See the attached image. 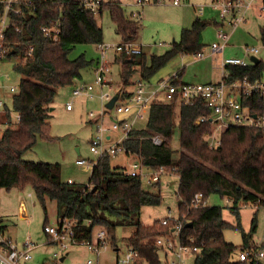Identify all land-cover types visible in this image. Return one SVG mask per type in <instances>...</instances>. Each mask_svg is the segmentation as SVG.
I'll return each mask as SVG.
<instances>
[{"label": "trees", "instance_id": "trees-1", "mask_svg": "<svg viewBox=\"0 0 264 264\" xmlns=\"http://www.w3.org/2000/svg\"><path fill=\"white\" fill-rule=\"evenodd\" d=\"M30 1L31 6L23 7L20 16H10L11 26L5 32L7 51L2 62L14 61L12 70L21 77L6 109L17 113L20 122L17 126L7 127L0 136V191L31 187L45 214L46 204L54 202L57 221L74 223L73 231L78 241L91 240L93 230L98 227L107 231L115 248L116 229L132 227L127 246L139 252L141 262L163 264L151 241L168 234L170 226H162L160 221L144 226L140 221L143 207H156L162 203L159 182L146 188L139 177L126 174L122 168L112 167L108 155L99 157L93 165L87 185L63 182L59 164L22 159L39 136L49 138V108L58 92L71 88L80 72L94 61L87 60L84 55L71 60V47L79 44L96 47L103 42L102 28L93 13L79 6L81 0ZM103 9L109 10L117 33L124 42L136 39L141 28L139 20L126 18L116 3L107 5L101 2L99 13ZM58 18L61 31L59 39L54 42L45 37L41 29L51 26ZM206 26L205 21L195 20L189 29L181 31L179 41L172 43L170 50L163 55L150 56L149 59L143 53L130 58L120 56L116 61L121 65L120 78L124 89L121 97L132 96L133 93L127 92L126 88L130 87L136 74L140 80L149 81L172 57L201 53L203 45L199 37ZM260 32L264 45V30ZM263 65L260 61L248 67H229L228 82L243 78L261 80ZM179 83L178 79L173 82L174 85ZM241 102L255 112L264 113L263 100L244 97ZM176 106L174 101L152 103L146 126L131 132V138L124 142V149L140 158L148 170L165 167L177 174V215L180 219L185 216V223H192V227L183 226L181 237L184 243L189 237L195 240L198 251L193 255L194 264H242L233 260L236 247L223 238L225 230L239 229V224L233 227L225 222L218 207L207 205L190 209L188 206L199 192L206 199L217 193L231 198L234 204L242 200L258 207L264 206V134L249 127H228L221 134V144L210 149L206 139L210 123L197 125L195 121L202 116L211 117V111L199 100L191 105L180 104V152L174 162L175 151L169 142L175 127ZM5 117L9 118L7 114ZM154 136L162 139L160 145L153 144L151 139ZM151 189H158L159 193ZM45 224H48L47 219ZM170 225L173 226L174 222L171 221ZM252 247L243 235L240 250Z\"/></svg>", "mask_w": 264, "mask_h": 264}, {"label": "rangeland", "instance_id": "rangeland-1", "mask_svg": "<svg viewBox=\"0 0 264 264\" xmlns=\"http://www.w3.org/2000/svg\"><path fill=\"white\" fill-rule=\"evenodd\" d=\"M138 0H101L103 4L116 3L124 11L126 18L132 20H139L143 28L139 31V36L135 39V43L142 47V53L147 59L154 55H163L170 50L172 39L179 41V35L172 36L173 25L177 22L178 16L183 17L184 11L182 7H199L205 6L210 3L204 0H190L189 4H183L182 7H174L167 0H163L161 4H146L144 8L137 5ZM258 7V8H257ZM260 4H255L248 12V20L246 23L239 25L234 31V36H231L229 42L230 47L226 50V55L230 52H236L237 55L242 56L241 48L244 46L254 47L259 49L257 58L264 64V45L261 41V32L264 30V9L259 10ZM260 12H258V11ZM209 11L208 9L205 10ZM199 17L200 14L195 11ZM141 16V21L138 19ZM138 16L137 18H135ZM95 19L103 31V44L109 46H117L124 43L118 35L116 26L112 21L108 9H103L101 13L95 15ZM213 39V40H212ZM215 39V28L212 25L205 27L200 33L199 41L203 45V52L208 54L209 44ZM160 45L158 47L157 45ZM208 45V46H207ZM241 47V48H240ZM95 45H74L71 47L69 58L75 59L79 56H86L87 60H93L98 57ZM93 56V57H92ZM92 59H89L91 58ZM120 56L111 53L112 64L110 66L109 79L113 85L121 83L120 67L118 61ZM217 56L205 58L202 61L193 63H182L179 55L172 57L167 64L161 68L155 76L151 79L166 78L168 74L176 73L183 66L185 72L182 76L185 79L201 78L211 74L214 69L212 62L216 63ZM231 58V57H230ZM237 58H243L237 57ZM114 59V61H113ZM214 61H213V60ZM212 60V62H211ZM116 61V62H115ZM118 63V64H115ZM14 61L6 60L0 63V78L1 92L6 91L9 96L8 102L12 95L7 91L9 87L14 86L16 89L20 80L19 74L15 73L12 68ZM264 66V65H263ZM87 69V68H86ZM80 72V76L76 82H80L84 78L85 72ZM94 75V73H93ZM94 80V78H93ZM264 82V70L262 79ZM93 82V81H92ZM185 82V81H183ZM130 87H128L129 89ZM104 92L109 90L104 89ZM112 94V92H110ZM67 103H71L73 111L68 112L65 108ZM54 108L53 110H50ZM99 109L98 100H88L87 98L72 97L71 88L61 89L52 106L49 108V124L50 129L49 138L39 136L36 143L23 154L22 159L30 162H43L59 164L61 166V178L67 181L68 178L72 179L78 185H87L93 165L99 159V155L90 152L89 144L93 134V127L89 123L88 114ZM150 107H146L141 113L137 121L136 127L143 129L146 126ZM109 118H114L113 112H109ZM3 122V119L1 120ZM178 119L174 116L175 127L170 140V146L175 151L173 161L178 160L179 148V124ZM108 123V121H107ZM1 131L4 130L2 126ZM0 131V132H1ZM1 136V135H0ZM78 160L86 161V165L79 166L76 164ZM92 162V164L89 163ZM110 163L112 165L125 166L130 169L128 160L122 154L118 157H111ZM160 195L162 203L159 206L151 207L146 206L140 211V221L144 226L153 224L157 219L162 217L177 216L179 201L177 198L178 190V177L174 174L171 176H164L160 179ZM147 188L146 185H144ZM30 191L33 194L31 199H26L27 193ZM152 192H158V189H151ZM0 221H4L7 227L11 228L13 232H18L20 240L25 242L30 240L34 244V251H31V259L24 264H42V262L55 259L57 247L53 244H46L47 238L44 233V221L48 220V224L54 225L56 223L55 217L57 213L56 205L54 202L46 204L47 212L44 213L41 205L37 201L34 192L30 187H25L23 190L18 188H11L10 191L0 192ZM23 199L27 206V221H20L17 214V203ZM207 205L218 207L221 209L222 219L229 225L236 227L238 224L239 229L228 228L223 232V238L226 243L236 247V252L233 253L234 259L237 257L239 250L243 247V235L248 239L249 246L252 248L264 249V206H255L253 203H245L239 200L236 204L231 201L229 204L227 198L221 197L217 193H212L207 198ZM235 210L236 213L235 214ZM133 233L132 227H118L115 231L116 248L110 247L103 251L97 258L91 254L84 246H74L65 254V261L60 262L56 258L58 264H84L87 260L95 261L96 264H116L118 253H123L127 248V240ZM14 237V236H13ZM13 239V238H12ZM14 239H17L14 237ZM12 240L15 243V240ZM64 254V255H65ZM60 258V257H59ZM264 263V261H263ZM185 264H194L193 255H188L185 258Z\"/></svg>", "mask_w": 264, "mask_h": 264}, {"label": "built area", "instance_id": "built-area-1", "mask_svg": "<svg viewBox=\"0 0 264 264\" xmlns=\"http://www.w3.org/2000/svg\"><path fill=\"white\" fill-rule=\"evenodd\" d=\"M190 0H168L172 6H181L189 4ZM264 0H212L208 5L195 7L196 11L202 15L207 8L217 13L220 21L215 34V41L210 44V53L221 52L227 45L232 32L247 20L249 10L260 4L259 10L264 9ZM30 0H0V63L7 51L5 42V32L11 26L10 16H20L23 7L31 6ZM161 4L163 0H138L137 5L142 7L146 4ZM101 0H81L80 7L97 15ZM258 8V7H257ZM138 17V16H136ZM61 18V17H60ZM60 18L49 27L42 28L43 35L52 41H57L60 34ZM15 22V21H13ZM98 54L96 66L94 68V80L91 83L75 82L71 86L72 97H84L88 100H98L99 109L91 111L89 123L93 127V135L90 141V152L99 155H108L115 157L119 154H132L124 149V142L131 138V132L134 130V123L141 116V112L152 103H171L191 105L196 101H201L210 111L211 117L202 116L195 123L200 125L209 122L210 132L206 136L210 149H216L221 144V134L228 127H249L259 130L264 134V113H258L245 106L242 98L256 97L264 101V82L262 80L250 81L247 78L228 82L229 67H248L254 65L250 60L251 56L257 57L258 48L244 46L243 58L231 57L222 60L220 65L221 80L214 84H184L174 85L173 82L178 79V74H172L167 79L158 82L155 87L146 92L142 81L136 82V89L130 98L120 99L115 102L112 110L106 109L107 102L113 94L109 91L104 92L105 86L110 82L108 74L112 64L111 53L130 58L142 54V47L132 42H124L121 45L109 46L98 44L96 46ZM31 50V49H30ZM204 53L195 55L196 58H202ZM114 61V59H113ZM1 76V72H0ZM10 95L16 93V88L11 86L7 90ZM6 99L0 97V128L4 130L11 126H17L20 122V116L6 109ZM66 110L72 109L71 103H67ZM109 112H113L114 118H109ZM7 114L8 117H5ZM122 116V118H121ZM3 119V122L1 121ZM108 121V123H107ZM3 130V131H4ZM1 131V130H0ZM0 132V135L2 132ZM117 133L118 137L111 144H107L108 137ZM154 145H160L162 139L159 136L152 137ZM78 165L86 164L84 160H78ZM92 164L91 161H89ZM133 170L127 174L137 176L147 187L157 184L162 176L173 172L165 167H159L151 171L146 169L142 162L134 164ZM175 173V172H174ZM70 183V182H69ZM89 188V186H88ZM231 198L227 197V202L231 203ZM207 206V199L202 193H196L188 208L197 209ZM174 225L171 226L170 222ZM89 223V222H88ZM162 226L169 227L170 231L166 235L157 236L151 242L157 248L161 255L163 264H185V258L188 255L197 253L198 248L194 245V238L189 237L184 243L181 237V231L185 223V216L179 218L169 216L160 220ZM74 223L68 220L57 221L54 225L44 226V233L48 238V243L57 247L55 257L59 258L62 254L68 252L74 246H84L96 258L106 249L112 247L107 231L103 228H95L93 238L87 241H78L73 231ZM34 244L26 240L21 248H18L9 238L0 231V264H20L31 259V251ZM237 261L242 264H264V249L252 248L250 250H241L237 255ZM140 255L135 249L127 246L123 253H118L116 264H139ZM84 264H96L95 261L87 260Z\"/></svg>", "mask_w": 264, "mask_h": 264}, {"label": "crops", "instance_id": "crops-1", "mask_svg": "<svg viewBox=\"0 0 264 264\" xmlns=\"http://www.w3.org/2000/svg\"><path fill=\"white\" fill-rule=\"evenodd\" d=\"M205 2H211L212 0H204ZM167 2H168V0H167ZM153 4V3H152ZM146 5H144V7H145ZM182 6H184V5H181L180 7H182ZM143 6H142V8H144ZM174 7H179V6H174ZM209 11H204V13H206L205 15H203V16H201V17H199L198 15H197V13L195 12L196 11V8L195 7H190L189 5L188 6H185V7H182L181 8V10H183L184 12L183 13H181V14H183V17H181V16H178V18H177V22L173 25V29H172V36L174 37V34H177V36L179 35V37H180V34H181V31L183 30V29H189L191 26H192V24L194 23V21L195 20H197V19H200V20H202V21H205L206 23H207V26L208 25H212V27L213 28H215V34H216V31H217V29H218V27L220 26V21H219V19H218V16H217V13L215 12V11H213V10H211L210 8H207ZM258 11V10H257ZM258 12H260V11H258ZM138 15H139V19H140V21H141V16H140V14L138 13ZM247 16H248V14H247ZM247 20H248V18H247ZM247 20H246V22H247ZM245 22V23H246ZM244 24V23H243ZM206 26V27H207ZM141 28H143L142 27V25H141ZM141 28H140V30H141ZM235 31H233L232 32V34H231V36L233 35L234 36V34L236 33H234ZM234 33V34H233ZM139 34L140 33H138V35H137V37L139 36ZM231 36H230V38H229V40H228V42H227V45L223 48V50L221 51V52H217V53H213V54H211L210 53V49H209V51H208V54H205L203 51V53H204V56L202 57V58H196V57H194V56H192V55H179L180 57H181V61H182V63H193V62H196V61H202V60H204L206 57L207 58H212V57H214V56H217V58H216V63H213L212 62V60H211V64H212V66H213V69H214V71L211 73V74H209V75H206V76H203V77H199V78H195V79H185V80H183V78H182V76H183V74H184V72H185V67L183 66L180 70H178V71H175L177 74H178V80H179V82L180 83H184V84H214V83H218V82H220V80H221V70H220V65H221V62H222V60L223 59H225V58H230V57H242L243 55H244V53H243V47L241 48V52H242V56H239V55H237L236 54V52H230L228 55H226L225 53H226V50H227V48L228 47H230V45H229V42H230V40L232 39L231 38ZM232 36V37H233ZM136 37V38H137ZM213 40V39H212ZM214 41H215V39H214ZM177 43L176 41H175V39H172V43ZM132 43L133 44H135V45H137L136 43H135V40L134 41H132ZM160 45L161 44H159V45H157L158 47H160ZM171 45V44H170ZM138 46V45H137ZM208 46V45H207ZM209 48H210V44H209ZM86 57V56H85ZM93 57V56H92ZM92 57L91 58H89V59H92ZM244 57V56H243ZM86 59H87V57H86ZM94 61L92 62V64L87 68V69H85V70H87L86 72H85V75H84V78H82V79H80L81 81L80 82H83V83H91L92 81H93V78H94V75H93V73H94V68H95V66H96V62H97V58L96 57H94V59H93ZM115 60H117V58L115 57ZM91 61V60H90ZM214 61V60H213ZM116 62V61H115ZM115 64H118V63H115ZM119 65V67H120V71H121V65L120 64H118ZM172 74H175L174 72L173 73H171V74H168L167 76H166V78H161V79H155V81H152V79L151 80H149V81H142V80H140V78H139V75L138 74H136L135 76H133V78H132V84L130 85V88L128 89V88H126V90H127V92H131V93H134V90L136 89V82H138V81H142V82H144L143 83V85H144V89L146 90V92H149L150 90H152L154 87H155V85L158 83V82H160L161 80H164V79H167L168 77H170ZM155 76V75H154ZM110 80V79H109ZM183 81H185V82H183ZM105 89H107V90H109V92H112V94H113V96L115 95V94H118V96H119V98L120 99H124V98H122L121 97V92H124V89H122V82L119 84V85H113L112 84V82H111V80H110V82L108 83V86H105ZM0 97H2V98H4V99H6V101H8V98H9V96L8 95H6V91L5 92H1V88H0ZM81 98H84V97H81ZM179 106H180V104L179 103H177V106H176V108L174 109V112H175V116L177 117V119H178V115H179ZM148 108L150 107V106H147ZM54 108H51V110H53ZM145 109V108H144ZM143 109V110H144ZM143 110H142V112H143ZM68 111V110H67ZM73 111V108L70 110V111H68V112H72ZM141 112V113H142ZM121 118H122V116H121ZM140 118V117H139ZM138 118V119H139ZM138 119L136 120V122L134 123V130H140L139 128H137L136 127V124H137V121H138ZM179 120V119H178ZM92 126V125H91ZM93 135V134H92ZM117 137H118V135H117V133H114V134H111L109 137H108V142H107V144H111L113 141H115V139H117ZM121 154H119V155H117V156H115V157H118V156H120ZM123 156H125V158L128 160V162H129V166H130V169L128 170V168L127 167H125V166H119V165H112L111 164V166L112 167H119V168H122L124 171H125V173L127 174L128 172H130V171H132L133 170V165L134 164H139L140 163V158H138L137 156H135V155H133V154H122ZM111 158V157H110ZM77 164V163H76ZM78 165V164H77ZM84 165H86V164H83V165H79V166H84ZM60 168H61V166H60ZM176 175L177 176V174L176 173H171V174H168V175H166V176H171V175ZM162 177H164V176H162ZM161 177V178H162ZM178 177V176H177ZM60 178H61V169H60ZM61 180H62V178H61ZM63 182H66V183H73V184H76L72 179H69L68 178V180L67 181H64V180H62ZM161 181H159V183H160ZM69 183V184H70ZM178 183H179V178H178ZM160 185V184H159ZM26 187H28V186H26ZM31 188V187H30ZM11 189H8V190H6V189H3V190H1L0 192H2V191H10ZM23 190V189H22ZM33 191V190H32ZM26 199H31L32 197H33V194H31L30 193V191L27 193V195H26ZM225 198H227V197H225ZM0 201H1V198H0ZM25 201L23 200V199H20L19 201H18V203H17V216H18V218H19V220L20 221H27V216H26V214H27V206L25 205V203H24ZM144 208V207H143ZM163 218H165V217H163ZM45 219H47V218H45ZM162 219V217L160 218V219H157L156 221H160ZM57 220H58V217H57V215H56V217H55V221L57 222ZM47 223H48V220H47ZM142 223V222H141ZM46 224H45V221H44V226H45ZM152 225V224H151ZM150 226V225H149ZM0 228H2V230H0L7 238H9L11 241L14 239V237H16L17 239H14L15 241V243L14 244H16V246L18 247V248H21L22 247V245L24 244V242H22V240H20V235H19V233L16 231V232H13L12 230H11V228H9V227H7V225L5 224V222L4 221H0ZM98 228V227H97ZM95 230V229H94ZM93 230V231H94ZM95 232V231H94ZM14 236V237H13ZM13 238V239H12ZM46 238H47V236H46ZM92 238H93V234H92ZM46 244H48V245H50V243H48V238H47V241H46ZM54 245V244H53ZM56 246V245H55ZM86 248V247H85ZM35 249V248H34ZM34 249H33V251H34ZM115 250L116 251H118V248H116V245H115ZM32 251V252H33ZM239 251H241V250H239ZM57 252V251H56ZM66 255L67 254H62L61 256H60V258H57L58 259V261H60L61 263L62 262H64L65 261V257H66ZM193 255V254H192ZM32 258V257H31ZM30 260H32V259H30ZM233 260H235V261H237V257L234 259V257H233ZM54 261H57L56 260V258L55 259H53V260H50V261H46V262H42V264H58V262H54ZM27 262V261H26ZM26 262H21L20 264H24V263H26ZM238 262V261H237ZM139 264H146L145 262H139Z\"/></svg>", "mask_w": 264, "mask_h": 264}, {"label": "water", "instance_id": "water-1", "mask_svg": "<svg viewBox=\"0 0 264 264\" xmlns=\"http://www.w3.org/2000/svg\"><path fill=\"white\" fill-rule=\"evenodd\" d=\"M250 60L252 61V63H253L254 65H256V64H258V63L260 62V60H259L257 57H255V56H251V57H250ZM118 97H119L118 94H115V95L112 96V98L107 102V104H106V109H107L108 111H110V110L113 109L115 102L118 100ZM50 110H51V109H50ZM186 227H192V223H191V222H188V223L186 224Z\"/></svg>", "mask_w": 264, "mask_h": 264}]
</instances>
